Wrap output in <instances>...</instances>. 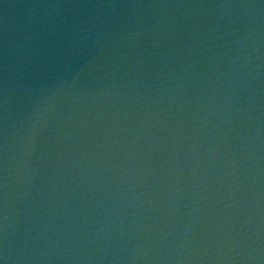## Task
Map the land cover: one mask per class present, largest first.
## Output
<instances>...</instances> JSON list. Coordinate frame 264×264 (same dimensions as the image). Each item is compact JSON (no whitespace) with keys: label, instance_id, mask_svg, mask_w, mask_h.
<instances>
[{"label":"water","instance_id":"95a60500","mask_svg":"<svg viewBox=\"0 0 264 264\" xmlns=\"http://www.w3.org/2000/svg\"><path fill=\"white\" fill-rule=\"evenodd\" d=\"M0 264H264V0H0Z\"/></svg>","mask_w":264,"mask_h":264}]
</instances>
